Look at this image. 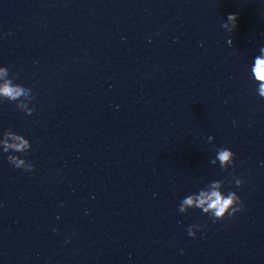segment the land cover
I'll return each mask as SVG.
<instances>
[{"label": "clouds", "instance_id": "9594fccd", "mask_svg": "<svg viewBox=\"0 0 264 264\" xmlns=\"http://www.w3.org/2000/svg\"><path fill=\"white\" fill-rule=\"evenodd\" d=\"M222 28L229 32H233L237 27V14H229L226 21L222 23ZM232 44L231 38L228 41ZM251 74L257 83V93L261 98H264V47L259 49V55L254 58V63L251 66ZM35 99L31 89L26 88L20 84L14 83V79L10 78L7 67H0V100H7L9 102H16V107L22 113L31 115L35 108H30L29 104ZM235 123V121H233ZM0 151L9 153L7 161L11 166L17 169L26 171L33 170L34 166L22 159L20 156L12 155L10 153L27 154L31 148L30 141L24 136L13 132L11 129L0 134ZM214 137L209 136L208 141L211 143ZM234 153L225 147L217 149L216 156L210 161L215 165L219 162L221 169H228L229 166L234 165ZM237 187L243 185L244 181L239 178L234 179ZM224 183L221 180L210 181L204 188L198 192L192 193L184 197L180 203L178 210L180 213H187L189 209H200L204 214L209 215L213 222L223 220L226 217L234 216L243 208V203L240 197L234 191H229L227 194L223 191ZM202 227L201 225H190L187 229L188 235L196 236V229Z\"/></svg>", "mask_w": 264, "mask_h": 264}]
</instances>
